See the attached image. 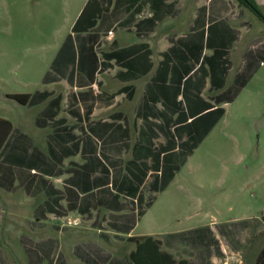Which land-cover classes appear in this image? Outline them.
I'll list each match as a JSON object with an SVG mask.
<instances>
[{
    "label": "crops",
    "instance_id": "0c3cea01",
    "mask_svg": "<svg viewBox=\"0 0 264 264\" xmlns=\"http://www.w3.org/2000/svg\"><path fill=\"white\" fill-rule=\"evenodd\" d=\"M113 1L110 0L103 20L97 22V38H84L85 41L72 38L73 56L56 57L65 37L72 35L71 27L84 1L40 78L42 89L27 94L44 95L38 104L26 106L7 98V95L18 94L4 96L6 101L21 109L22 123L15 125L0 118L11 127L0 146V264H8L3 248L17 254L21 252L23 264H69L68 259L72 257L84 264L87 258L97 254L96 250L107 254L112 264H120V260H112L111 252L95 242L71 241L64 254L63 240L73 232L71 227L67 229L58 224L63 222H87L99 239L107 238L110 243L112 238L132 245L127 257L134 246L126 238L150 236L157 239L156 234L149 232L138 236L130 233L189 157L161 192H151L157 186L161 158H166L163 168L176 164L177 139L173 127L177 112L181 119L192 103H199L193 97L198 91L199 99L212 104L213 97L228 89L236 75L251 73V78L263 63L257 66L255 51L264 45V41L251 38L237 55L238 65L227 80L232 68V48L239 42L242 32L250 27L243 19L239 27L232 26L227 0L154 1L151 7L154 22H144L138 30H135V23L151 15L148 3L139 0L132 6L120 4L113 8ZM132 14H135L134 22H131ZM240 15L241 11L238 12ZM221 19L223 25L220 28L227 26L235 32V38L228 49L224 86L219 90ZM118 34L123 39L120 42ZM127 34H131L136 42L127 44L124 40ZM86 47L91 53L82 54L77 61V48L85 50ZM171 47H177L174 56L168 52ZM117 50L126 53L116 59L112 54ZM132 50L133 53H129ZM213 56L215 59L210 66L208 61ZM190 65L193 69L185 74ZM198 67L200 72L193 74ZM229 103H223L221 107L224 109ZM32 108H38L32 119L33 126L44 131L43 134L30 136L20 128L26 118L25 110ZM189 121L182 118L176 123L181 127ZM163 150L165 152L159 153ZM155 161L159 169L146 170L139 188L144 190L145 198L153 195L154 200L127 234L115 232L108 223L113 216L125 215L127 211L112 210L115 208L110 200L112 179L135 172L137 165L147 167ZM131 162L133 164L129 165ZM98 178L102 180L97 185ZM125 200L122 196L120 202ZM132 201L135 203V199ZM219 225L203 227H208L214 236L213 230ZM203 227H188L163 236ZM214 238L221 247L219 237ZM163 244L166 246L163 249L173 256V252L182 246L179 252L184 256L180 258L192 260L195 251L191 243L170 240L169 244ZM95 261H99L98 258Z\"/></svg>",
    "mask_w": 264,
    "mask_h": 264
},
{
    "label": "rangeland",
    "instance_id": "374dc122",
    "mask_svg": "<svg viewBox=\"0 0 264 264\" xmlns=\"http://www.w3.org/2000/svg\"><path fill=\"white\" fill-rule=\"evenodd\" d=\"M84 1L0 0V118L15 125L22 123L21 109L6 101L5 94H31L42 89L40 78ZM255 2L264 14V0ZM227 3L232 26L239 27L242 19L250 26L232 48L229 81L238 65L237 55L249 39L258 37L264 41V26L248 10L240 8L236 0ZM117 40H123L120 34ZM124 40L127 44L136 42L131 34ZM37 110H25L26 118L20 127L30 136L44 133L32 123ZM224 110L222 118L192 151L131 236L149 232L163 241V234L168 232L220 224L213 230L214 236L219 237L220 255L212 249L202 251L201 262L253 263L264 244V225L260 219L264 214V61ZM58 224L71 227L75 236L64 238V254L71 241L95 242L111 252L114 262L118 259L120 264H130L127 252L132 245L112 238L110 243L107 238L99 239L87 222ZM3 249L8 264H23L21 252ZM180 249L182 246L173 252L174 256H184ZM193 253L192 259L196 261L198 255ZM68 263L80 264L74 257Z\"/></svg>",
    "mask_w": 264,
    "mask_h": 264
},
{
    "label": "trees",
    "instance_id": "16d2710c",
    "mask_svg": "<svg viewBox=\"0 0 264 264\" xmlns=\"http://www.w3.org/2000/svg\"><path fill=\"white\" fill-rule=\"evenodd\" d=\"M139 0H114L113 8L115 5L126 4V6H132L135 2ZM162 3L163 0H141L140 2L148 3L149 9L151 10V15L148 18L139 20L135 23V30H138L140 24L144 22L153 23L155 14L151 9L152 5L155 3ZM239 7L248 10L263 26H264V14L260 11L257 6L255 0H236ZM105 4V5H104ZM110 4V0H86L83 5L81 11L79 12L75 22L71 27L72 35L68 34L62 45L59 48V51L56 55H71L73 56V50L71 48L72 38L81 39L83 41L84 38H97L98 35L95 33V29L97 27V22L102 21L105 13L108 11V5ZM128 8V7H126ZM124 8V11L127 9ZM113 10V9H112ZM111 12V11H110ZM131 16V22H134L133 16ZM223 23L222 19L219 20V81L217 84V88L220 90L224 86V78L226 72L228 70V62L226 60L228 49L235 38V32L228 28L227 26H223L224 29L220 28V25ZM82 35V37H80ZM206 39V43H207ZM177 47H171L168 52L170 55L174 56L177 52ZM77 61H79V57L82 54L91 53L89 47H86L85 50H80L77 48ZM126 53L124 50L115 51L112 56H115L116 59L123 56ZM129 53H133V50ZM213 55H216V52L213 51ZM257 58V66L263 62L264 60V45L261 46L258 50L255 51ZM104 56V55H102ZM56 59V58H55ZM215 59V56L211 57L208 61L209 65L212 66V63ZM56 64V60L53 61L51 65V69ZM193 69V66L187 67L185 71L187 74ZM200 72L199 67L193 72ZM50 72L44 76L42 81H46ZM210 75V80L212 73ZM251 73L248 74H238L234 78L232 84L228 87V89L219 93L212 99V104L203 102L199 99L198 94L193 95V97L200 101L199 103H192L191 108L187 109L185 114L182 116L184 121L190 119L188 123L184 126H178V122L182 119L179 118V112H177V117L175 119V126L173 127L174 133L177 139V149L175 153L176 164L171 166L170 168H163L164 157L161 158V165L159 170V176L157 181V186L151 190L153 193L161 192L166 185L173 178L174 172H176L180 165H182L186 158L191 155L192 151L197 147V145L203 140V138L207 135V133L211 130V128L222 118L224 114V109L221 107L223 103L232 102V100L236 97L239 91L245 86L250 78ZM178 80V79H177ZM188 80H184V83ZM200 88L203 86V78L201 79ZM7 98L14 100L18 104L33 106L38 104L44 95L40 93H34L32 95L21 94V95H7ZM38 125V119H37ZM11 130V127L8 122L0 120V146ZM184 136V137H182ZM165 152V150L160 151L159 153ZM151 159V158H150ZM154 162V160H152ZM133 163H129L132 165ZM138 166L135 168V172H128L127 175H122L119 177L117 175L116 179H112L111 186L113 192L111 193V198L115 208L112 210L119 211H127L125 215H116L113 216L111 222H109V227L113 229L117 233L127 234L136 219L142 216L145 209L150 206L152 201L154 200V196H150L145 198L143 196L144 190H139L140 186L143 183L145 178L146 170L157 171L159 169L158 165L153 163L151 166ZM98 178L97 185L99 184ZM126 199L123 203L120 202L121 197ZM135 199V203L132 201ZM261 222L264 224V215L261 217ZM218 229L219 226H216ZM190 235H192L190 237ZM181 241L182 243H191L192 248L197 253L198 257L195 258L196 261L185 260V259H176L171 253H168L163 249L165 246L163 242L169 244V241ZM126 241L132 243L134 248L128 254V261L130 264H203L201 261V252L206 251L209 252L210 249L219 256L220 255V247L217 239L212 236L211 231L208 227H203L194 231L182 232L175 235H167L160 241L150 236L144 237H128ZM166 247V246H165ZM97 249V248H96ZM97 254L92 255L87 260H85L84 264H112L109 262V256L103 253L101 250H96ZM99 261H95L97 259ZM252 264H264V245L259 249L254 257V261Z\"/></svg>",
    "mask_w": 264,
    "mask_h": 264
}]
</instances>
